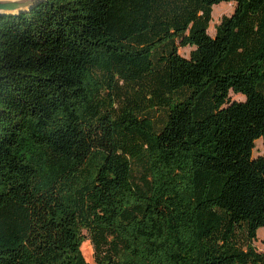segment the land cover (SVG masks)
<instances>
[{
  "label": "trees",
  "instance_id": "16d2710c",
  "mask_svg": "<svg viewBox=\"0 0 264 264\" xmlns=\"http://www.w3.org/2000/svg\"><path fill=\"white\" fill-rule=\"evenodd\" d=\"M259 139L264 0L0 16V264H264Z\"/></svg>",
  "mask_w": 264,
  "mask_h": 264
},
{
  "label": "rangeland",
  "instance_id": "374dc122",
  "mask_svg": "<svg viewBox=\"0 0 264 264\" xmlns=\"http://www.w3.org/2000/svg\"><path fill=\"white\" fill-rule=\"evenodd\" d=\"M235 3H221L219 5H215L212 9V21L210 22L209 28H208V34L213 37L215 35V27L220 23V20L223 17H230L235 10ZM194 48H179L178 53L181 57L185 59H189L190 52L193 51ZM232 101H243L245 100V97L241 95H234L230 94ZM162 115L161 114H154L152 115V120L155 121L156 124H158L161 120ZM258 157L264 158V146L263 141L261 139L257 140L255 142V148L253 150V158L256 159ZM83 236L85 237V240L81 246V253L85 259V261L88 264H97L95 260V251L94 248L88 238V235L86 232H83ZM253 246L255 247L256 251L259 253L264 252V228H261L257 231V239L253 243Z\"/></svg>",
  "mask_w": 264,
  "mask_h": 264
},
{
  "label": "water",
  "instance_id": "95a60500",
  "mask_svg": "<svg viewBox=\"0 0 264 264\" xmlns=\"http://www.w3.org/2000/svg\"><path fill=\"white\" fill-rule=\"evenodd\" d=\"M45 0H0V16L29 11Z\"/></svg>",
  "mask_w": 264,
  "mask_h": 264
}]
</instances>
